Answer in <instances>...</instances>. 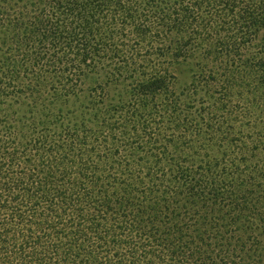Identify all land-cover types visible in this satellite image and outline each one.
<instances>
[{"label": "trees", "instance_id": "trees-1", "mask_svg": "<svg viewBox=\"0 0 264 264\" xmlns=\"http://www.w3.org/2000/svg\"><path fill=\"white\" fill-rule=\"evenodd\" d=\"M0 264H264V0H0Z\"/></svg>", "mask_w": 264, "mask_h": 264}]
</instances>
